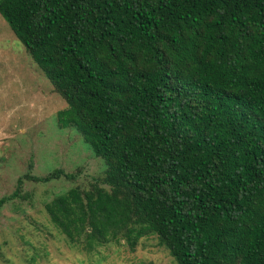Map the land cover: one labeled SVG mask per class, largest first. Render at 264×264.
Masks as SVG:
<instances>
[{"label": "trees", "instance_id": "1", "mask_svg": "<svg viewBox=\"0 0 264 264\" xmlns=\"http://www.w3.org/2000/svg\"><path fill=\"white\" fill-rule=\"evenodd\" d=\"M103 176L44 204L92 250L155 235L176 264H264V0H0ZM28 171L25 180L75 174Z\"/></svg>", "mask_w": 264, "mask_h": 264}, {"label": "rangeland", "instance_id": "2", "mask_svg": "<svg viewBox=\"0 0 264 264\" xmlns=\"http://www.w3.org/2000/svg\"><path fill=\"white\" fill-rule=\"evenodd\" d=\"M65 106L0 14V198L16 188L29 164L35 175L55 168L75 174L73 180H25V196L0 208V264H176L155 235L140 238L134 249L121 240L86 250L50 221L46 202L74 185L88 188L105 167L75 127L58 124L56 113Z\"/></svg>", "mask_w": 264, "mask_h": 264}]
</instances>
